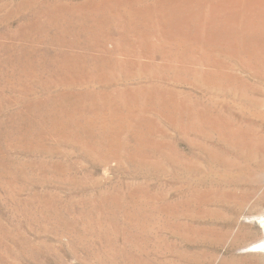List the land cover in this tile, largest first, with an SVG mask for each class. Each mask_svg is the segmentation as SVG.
I'll use <instances>...</instances> for the list:
<instances>
[{
    "label": "rangeland",
    "instance_id": "1",
    "mask_svg": "<svg viewBox=\"0 0 264 264\" xmlns=\"http://www.w3.org/2000/svg\"><path fill=\"white\" fill-rule=\"evenodd\" d=\"M127 1L0 0V264H264V37Z\"/></svg>",
    "mask_w": 264,
    "mask_h": 264
},
{
    "label": "bare ground",
    "instance_id": "2",
    "mask_svg": "<svg viewBox=\"0 0 264 264\" xmlns=\"http://www.w3.org/2000/svg\"><path fill=\"white\" fill-rule=\"evenodd\" d=\"M143 3L144 1L140 0L127 1L126 3L128 6L131 7V9H134L135 11L138 10L137 12L141 13V15L143 14L144 18L145 16L148 18L147 20H149L150 23L146 19L144 20H146L149 24L140 22L141 25L136 23V25L134 24V26L132 27L135 32L141 34L143 37H147L146 35L148 34V31L159 30L163 32V36H160L162 37L160 39L164 38L166 41H168V44L169 42H174L177 44H197L200 43L197 38L200 39L201 37L199 36L202 35L204 32L208 36L215 38L214 40L218 42L217 39H224L230 34L233 35L234 29H239L247 36L249 35L254 38H252V41L248 37V39H246L250 40L251 42L249 41V43L253 46H256V44L254 45L253 43L260 42L259 38L264 37V0H148L147 2L145 0V4ZM233 37L235 36L233 35ZM156 39L158 38L156 37ZM212 42L213 40L211 41V43ZM164 43L166 44V42ZM177 108H175V110H177ZM168 110L171 109L168 108ZM120 123L121 122H119V124ZM59 126L60 130L62 129L63 131V129L65 128L64 124H60ZM119 134L120 133H118V135Z\"/></svg>",
    "mask_w": 264,
    "mask_h": 264
}]
</instances>
